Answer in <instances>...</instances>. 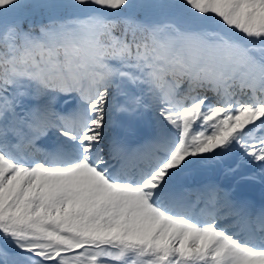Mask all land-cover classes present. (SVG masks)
Segmentation results:
<instances>
[{"label":"snow or ice","instance_id":"snow-or-ice-1","mask_svg":"<svg viewBox=\"0 0 264 264\" xmlns=\"http://www.w3.org/2000/svg\"><path fill=\"white\" fill-rule=\"evenodd\" d=\"M0 264H264V0H0Z\"/></svg>","mask_w":264,"mask_h":264},{"label":"bare ground","instance_id":"bare-ground-1","mask_svg":"<svg viewBox=\"0 0 264 264\" xmlns=\"http://www.w3.org/2000/svg\"><path fill=\"white\" fill-rule=\"evenodd\" d=\"M257 171H258V169H257ZM253 193H255L257 195H261V189H260L259 184L256 185L255 190H254Z\"/></svg>","mask_w":264,"mask_h":264},{"label":"rangeland","instance_id":"rangeland-1","mask_svg":"<svg viewBox=\"0 0 264 264\" xmlns=\"http://www.w3.org/2000/svg\"><path fill=\"white\" fill-rule=\"evenodd\" d=\"M41 18L40 17H34L33 18V20H32V22H39V20H40ZM25 21H28V20H25Z\"/></svg>","mask_w":264,"mask_h":264}]
</instances>
